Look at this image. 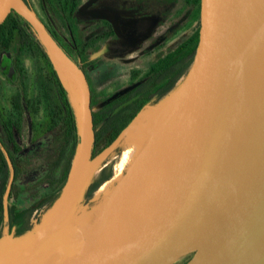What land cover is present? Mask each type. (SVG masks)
Here are the masks:
<instances>
[{
    "label": "water",
    "instance_id": "water-1",
    "mask_svg": "<svg viewBox=\"0 0 264 264\" xmlns=\"http://www.w3.org/2000/svg\"><path fill=\"white\" fill-rule=\"evenodd\" d=\"M262 3L201 0L192 67L160 127L106 197L84 244L70 219L92 173L118 149L138 116L92 159V93L85 73L21 0H0V25L12 11L22 16L59 67L75 82L72 75L77 77L82 93L71 170L77 176L70 173L35 231L0 238V264H176L187 256L185 264H264V254L251 263L264 242V26L252 37ZM101 17L121 35L116 17ZM249 73L255 77L248 85ZM81 149L87 152L77 171ZM6 157L7 216L15 173Z\"/></svg>",
    "mask_w": 264,
    "mask_h": 264
},
{
    "label": "trees",
    "instance_id": "trees-1",
    "mask_svg": "<svg viewBox=\"0 0 264 264\" xmlns=\"http://www.w3.org/2000/svg\"><path fill=\"white\" fill-rule=\"evenodd\" d=\"M21 1L35 14L31 0ZM71 1L40 0V6L49 22L58 25V30L46 26L47 30L63 51L82 69L91 86L92 74L100 71L105 65L112 66L103 62L98 54L105 41L115 34L111 29L104 37L97 36L83 41L81 28L85 21L77 15L79 3L72 4ZM184 4L188 8L190 21L188 33L174 46L158 52L148 72L141 74L139 71H132L131 75L136 82L125 88L128 89L126 93H121V90L99 98L91 89L95 137L92 159L107 148L146 105L156 104L188 75L199 44L201 0H184ZM64 31L68 33V39L63 38ZM34 50L44 59L58 98V102L52 105V99L46 97L47 114L41 125L35 120V115L40 112L42 99L38 95L30 96L23 62L25 54ZM8 63L12 69L10 71L14 74L11 79L10 71L6 76L16 87V93L12 99V116H0V238L6 233H12L15 238H19L30 232L32 217L41 211L47 213L60 197L70 177L80 137L77 112L62 82L61 68L51 57L34 28L15 11L0 25V67ZM114 95H117V98L104 105ZM18 118L21 121L19 129ZM20 134L23 138L22 159L17 160V140ZM45 141L46 147L43 146ZM6 153L14 168L20 164L21 177V183L17 181L19 176L16 177L9 195L7 216L4 195L11 169ZM36 163L45 167L44 176L38 182H26ZM46 185L47 187H44ZM34 189H37V192L33 193ZM96 189L97 187H93L89 193L83 195L84 198H90ZM42 222L43 217L40 224ZM78 236L80 237L79 234Z\"/></svg>",
    "mask_w": 264,
    "mask_h": 264
},
{
    "label": "rangeland",
    "instance_id": "rangeland-1",
    "mask_svg": "<svg viewBox=\"0 0 264 264\" xmlns=\"http://www.w3.org/2000/svg\"><path fill=\"white\" fill-rule=\"evenodd\" d=\"M171 1V2H169ZM116 0L114 13L120 19L121 23V35L123 32L130 30L128 38L133 42V51L118 59V63L115 66L103 67L95 74L91 75V89L93 93L99 98H103L119 92L127 88L132 84L133 79L132 71H139L143 74L149 66L153 63L155 51H165L174 44L189 31V19L188 8L184 4V0ZM89 0H81V8L84 9ZM35 8V14L39 15L45 22L49 23L48 18L42 12L39 7L38 0H32ZM144 7L146 9H144ZM84 13L86 9L82 10ZM37 12V13H36ZM85 16H88L86 13ZM95 17V16H94ZM93 17V18H94ZM83 18H85L83 16ZM88 19V18H87ZM141 23V29L146 31V37L138 38V23ZM50 24V23H49ZM54 29L58 30L57 24H50ZM130 25V26H129ZM99 27L90 21L86 20L81 28V37L83 41H87L95 36V34L101 32ZM65 36V37H64ZM69 35L66 31L63 32V38L68 39ZM126 37V35H125ZM138 41H135V40ZM119 43L123 44L124 40H120ZM157 43V45H156ZM106 50V46L101 50ZM100 51V52H101ZM103 62L109 59L105 56V53L100 55ZM24 66L28 77L29 94L31 97L40 96L42 104L40 106V112L35 115V120L39 125L43 124L46 119V97L52 99V105L58 102L54 86L49 78L48 69L44 59L38 53L37 50L27 52L23 58ZM10 70L8 65H2L0 67V116H12V99L16 93V87L7 78L6 73ZM13 73V71H12ZM62 82L69 92L71 101L77 112L81 110L82 93L80 87L76 84L73 78L63 69L60 70ZM13 77V76H12ZM185 78L182 79L174 88V90L167 96V103L170 102L177 94L179 88L183 84ZM147 111L144 109L139 115ZM137 118V120H138ZM136 122V121H135ZM21 146L23 145V138L21 134L18 136ZM149 137L147 138V140ZM146 140V141H147ZM43 146H47V142L43 143ZM119 152L113 153L107 160H105L97 169L92 173L89 183L96 182L102 175L103 171L108 170L110 177L107 182L117 179L119 176V168L123 145L121 144L118 149ZM36 163L34 168L29 173L26 182H38L45 173V167ZM112 166V167H110ZM127 167V166H126ZM72 178H76L77 173L75 170L71 173ZM58 179V178H56ZM115 184H110L108 187L109 192L112 190ZM103 186V185H102ZM101 186V187H102ZM44 187H47L44 186ZM100 187V188H101ZM37 192V189L33 190V193ZM108 194L101 195L99 197L94 196L93 202H84L81 207H77L74 211L70 225L75 228L78 224H91L97 217L99 208L92 209L94 203H104ZM76 229V228H75ZM190 259V256L182 258L176 264H185Z\"/></svg>",
    "mask_w": 264,
    "mask_h": 264
},
{
    "label": "bare ground",
    "instance_id": "bare-ground-1",
    "mask_svg": "<svg viewBox=\"0 0 264 264\" xmlns=\"http://www.w3.org/2000/svg\"><path fill=\"white\" fill-rule=\"evenodd\" d=\"M263 26H264V0L262 3L260 14L253 28L252 37H254L262 29ZM72 76L75 78L76 82H78L77 77L74 74ZM254 77L255 76L253 73L247 74V84L248 85L251 83V80H253ZM167 96L163 98L160 102H158L156 105L147 107V111L143 112L138 118V120L132 125V127L130 128V130L128 131V133L126 134L122 142L124 150L122 153L120 164L118 165V168H119L118 176L119 177L117 179H113L112 181L104 184L96 192L95 194L96 197H99L104 194H108V195L110 194L111 191L109 192L108 190L109 185L116 184L119 181V179L124 174L126 168L137 157L138 153L140 152V150L146 143L147 138L156 133V131L158 130V128L160 127L163 121V118L169 106L168 105L169 102L167 103V100H166L168 98ZM85 141L88 147L90 143V136L89 138L88 137L85 138ZM86 152H87V149H81L79 152V155L75 163V167L77 171L83 167L82 157L86 154ZM95 226H96V222H93L91 224H78L75 226L84 244L92 236ZM263 254H264V242L255 252L251 263L260 259L263 256Z\"/></svg>",
    "mask_w": 264,
    "mask_h": 264
},
{
    "label": "flooded vegetation",
    "instance_id": "flooded-vegetation-1",
    "mask_svg": "<svg viewBox=\"0 0 264 264\" xmlns=\"http://www.w3.org/2000/svg\"><path fill=\"white\" fill-rule=\"evenodd\" d=\"M115 1L116 0H96L95 2L91 3V0H89V2L86 4V6L84 8V9H86V12L85 13L88 16H85L84 15L85 13L82 11L84 9L81 8V0H72L71 1L72 4L79 3V7L80 8H79V11H78L77 15H78V17H80L81 20L85 21V18H86V20L92 21L96 25V27H99L98 29L101 30V32L95 34L94 37H97V36L104 37L106 35V33H109L111 31V29L114 31V34L115 35H111L110 36L111 38L109 40L105 41L104 46H103V48L106 46L105 56L109 59L108 61H104V62L106 64H111L112 66L113 65L115 66V64L118 63V59L119 58H122V57L130 54L133 51V49H134V46H133V42L134 41H131L128 38V36H127V35L130 34V32H131L130 30H132V29H129V31H127V32H123V34H122V37L123 38L121 39L120 36L117 35L113 24L110 23L109 21H107L106 19H104V18L101 17V14L102 13L111 14L114 17L117 18V20L119 22V26L121 27L120 19L114 13V10H115ZM31 2H32V0H31ZM38 4H39V7L41 9L40 0H38ZM33 8H34V5H33ZM34 10H35V8H34ZM37 16H38V18H40L41 20H43L39 15H37ZM83 16L85 18H83ZM42 22L47 27L49 26L50 28H52V26L50 25L51 24L50 22H49L50 24L47 23V22H45L44 20ZM140 27H141V23H140V19H139V23H138V27H137L138 28V38L139 37H146V31L143 30V29H141ZM125 35H126V37H125ZM120 40H124V43L123 44L119 43ZM135 41H138V40L136 39ZM156 45H157V43H156ZM161 51H163V50H161ZM158 52H160V51H157V52L155 51L154 52L155 53L154 58L157 56V53ZM151 65L149 66V68L147 69V71H145L144 73H146V72H148L150 70ZM106 66L107 65H105L104 67H106ZM13 74H14V72L12 73V76H13ZM10 79H11V77H10ZM134 82H136V80ZM90 88H91V86H90ZM173 90H171L165 96H163L162 98H160V100L158 102H160L163 98H165L167 95H169ZM147 107H149V105H146L144 109H146ZM17 127H18V129L21 127V121H20L19 118H18ZM17 143L19 145V151L16 154V159L17 160H20V159H22V151H21V143L19 142V137H18ZM116 152H119V151L116 149V151L114 153H116ZM14 173H15V179H16L17 176H19V179L17 181L19 183H21L20 164L16 165V167L14 168ZM109 177H110V172L108 170H105V171H103L102 175L99 177V179L96 182H94V183H88V185L86 186V189L84 191V194L85 195L87 194V192L89 193L90 190L93 187H97V189L95 190V192L92 194V196L90 198H87V197L84 198V196H83L82 199H81V201H80V203H79V205H78V207H81L84 202H87V205L86 206H88L89 202H91V201L93 202V199H94V196H95L96 192L100 189V187L102 185H104L105 182L108 181ZM14 182H15V180H14ZM92 206H93L92 209H94V208L100 207L102 205H100V203H94Z\"/></svg>",
    "mask_w": 264,
    "mask_h": 264
},
{
    "label": "built area",
    "instance_id": "built-area-1",
    "mask_svg": "<svg viewBox=\"0 0 264 264\" xmlns=\"http://www.w3.org/2000/svg\"><path fill=\"white\" fill-rule=\"evenodd\" d=\"M44 213L41 211L39 213H36L31 221H30V224H31V231H35L38 227H39V224H40V219L43 217Z\"/></svg>",
    "mask_w": 264,
    "mask_h": 264
}]
</instances>
